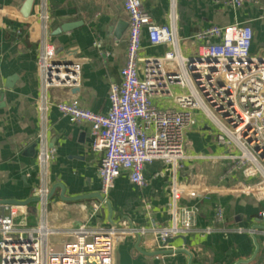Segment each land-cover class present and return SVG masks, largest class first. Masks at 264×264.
Returning <instances> with one entry per match:
<instances>
[{
    "label": "crops",
    "instance_id": "0c3cea01",
    "mask_svg": "<svg viewBox=\"0 0 264 264\" xmlns=\"http://www.w3.org/2000/svg\"><path fill=\"white\" fill-rule=\"evenodd\" d=\"M26 1L0 0V203L27 202L38 198V191L54 194L45 206L31 203L19 208L16 230L27 232L44 222L52 232L47 249L59 254L76 240L73 233L80 227L115 228V264H264V191L257 179H246L240 172L227 174V150L201 113H195L197 126L186 131L187 159L175 174L180 206L198 211L189 231L167 248L156 235L172 225L174 172L161 162L145 167L144 188L122 174L107 198L112 217L107 205L93 215V207L102 203L97 198L102 155L91 149L89 126L62 116L56 105L77 100L93 113L109 112L111 85L121 82L127 60L128 15L122 0H34L25 18ZM142 2L159 26L168 25L175 11L187 57L194 53V35L211 26L251 27V54L264 57V0L241 9L226 6L225 0ZM65 27L71 29L64 31ZM45 40L56 48L59 59L80 65L76 86L44 89L38 58ZM142 47L144 58L169 50L151 46L146 33ZM179 94L176 88L172 96L155 97L154 103L163 111L177 110ZM45 98L46 113L41 111ZM42 149L55 153L46 169L38 161ZM3 207L0 204V213ZM217 208L224 212L222 223L214 220Z\"/></svg>",
    "mask_w": 264,
    "mask_h": 264
},
{
    "label": "built area",
    "instance_id": "2783aa9c",
    "mask_svg": "<svg viewBox=\"0 0 264 264\" xmlns=\"http://www.w3.org/2000/svg\"><path fill=\"white\" fill-rule=\"evenodd\" d=\"M122 1L129 19L127 60L121 82L111 85L109 112L93 113L77 100L59 103L56 109L74 123L89 126L91 149L102 155L99 178L104 200L124 173L133 185L144 188L145 167L161 162L172 168V225L156 231L167 248L169 241L193 227L198 213L180 206L181 192L175 182V174L187 159L186 131L197 126L196 112L217 130V142L227 150L223 159L231 163L227 174L240 172L246 179L264 181V57L251 54L249 26L200 30L192 39L194 54L187 57L174 10L170 23L159 26L142 0ZM255 1L259 0H225V5L241 9ZM43 21L46 29V14ZM145 33L151 46H168L169 50L158 57H142ZM38 65L45 90L72 88L80 80V65L59 59L56 48L46 40ZM176 88L181 91L176 98L178 109L160 110L154 98L172 96ZM48 110L45 98L41 111ZM54 156V151L42 149L39 165L46 169ZM37 194L42 205H47L49 191ZM104 205H95L93 215ZM17 212L16 207L4 206L0 213V264H115V228L91 231L80 227L73 233L76 240L57 254L47 249L52 232L44 222L27 232L16 230ZM261 217L264 220V213ZM224 219L223 210L215 209L214 220L222 223Z\"/></svg>",
    "mask_w": 264,
    "mask_h": 264
},
{
    "label": "water",
    "instance_id": "95a60500",
    "mask_svg": "<svg viewBox=\"0 0 264 264\" xmlns=\"http://www.w3.org/2000/svg\"><path fill=\"white\" fill-rule=\"evenodd\" d=\"M33 3H34V0H27L26 3L24 4L23 6V15L25 18H28L31 14V10L33 8ZM69 29H71V27H65L63 28L64 31H68ZM53 194H54V191H52L50 194H49V197H48V201L51 200V198L53 197ZM64 201H82V200H87L89 199L90 197H77V198H72V199H67L65 197H62ZM97 198L102 202L104 203L105 205L108 206L109 208V212H110V218L112 217V208H111V205L108 201L104 200L100 195L97 196ZM31 203H41L40 199L39 198H34V199H30L28 200L27 202H23V203H18V202H14V201H7V202H3V203H0L4 206H13V207H16V208H22V207H26L28 206L29 204ZM172 241H169L168 244H171ZM187 253V252H186Z\"/></svg>",
    "mask_w": 264,
    "mask_h": 264
},
{
    "label": "rangeland",
    "instance_id": "374dc122",
    "mask_svg": "<svg viewBox=\"0 0 264 264\" xmlns=\"http://www.w3.org/2000/svg\"><path fill=\"white\" fill-rule=\"evenodd\" d=\"M194 54V53H193ZM198 113V112H197ZM206 118V117H205ZM207 119V118H206ZM208 120V119H207ZM209 121V120H208ZM258 184H260L259 185V188H262V191H264V181L263 180H261V179H259V181H258Z\"/></svg>",
    "mask_w": 264,
    "mask_h": 264
}]
</instances>
